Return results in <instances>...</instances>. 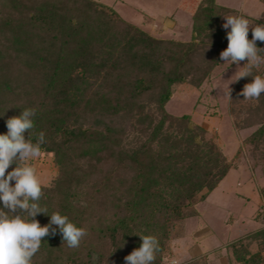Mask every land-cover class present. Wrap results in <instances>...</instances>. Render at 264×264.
I'll return each instance as SVG.
<instances>
[{
	"label": "trees",
	"instance_id": "1",
	"mask_svg": "<svg viewBox=\"0 0 264 264\" xmlns=\"http://www.w3.org/2000/svg\"><path fill=\"white\" fill-rule=\"evenodd\" d=\"M227 15L249 20V39L251 27L264 24V9L254 18L200 0L191 38L176 40L154 36L99 0H0V134L8 118L36 110L32 142L45 133L41 151L53 156L57 172L42 184L49 215L35 219L43 226L59 212L87 230L76 249L58 229L44 237L32 264H93L94 253L97 264H125L139 235L158 239L154 264H162L172 226L195 216L196 198L237 166L189 114L165 109L175 85L198 88L223 62ZM253 74L264 76V65ZM251 82L235 83L231 111L237 127L257 125L245 141L264 160V94L238 95ZM248 237L264 240V227ZM230 247L232 264H264L242 239Z\"/></svg>",
	"mask_w": 264,
	"mask_h": 264
},
{
	"label": "rangeland",
	"instance_id": "2",
	"mask_svg": "<svg viewBox=\"0 0 264 264\" xmlns=\"http://www.w3.org/2000/svg\"><path fill=\"white\" fill-rule=\"evenodd\" d=\"M99 1L112 6L124 19L141 26L154 36L176 40L191 38L192 14L200 2ZM216 2L254 18H258L264 9L261 0ZM223 63L198 88L187 83L175 85L173 96L165 104L166 111L174 116L189 114L190 120L203 127L227 158L236 161L237 166L227 173L205 199L196 198L195 216L172 226L169 249L162 264H184L192 260H196L197 264H232L235 260L230 243L239 239L248 245L251 252L260 250L264 255V240L248 237L264 227V197L261 193L264 187V160L253 155L252 146L245 141L257 125L237 127L235 115L231 111V99L223 95L221 89L231 83L229 79L239 69L235 64ZM244 63L241 62L240 67ZM235 83L230 85L232 90ZM238 150L240 156L234 159ZM29 163L37 169L41 184H50L57 172L53 156L41 151V155Z\"/></svg>",
	"mask_w": 264,
	"mask_h": 264
},
{
	"label": "clouds",
	"instance_id": "3",
	"mask_svg": "<svg viewBox=\"0 0 264 264\" xmlns=\"http://www.w3.org/2000/svg\"><path fill=\"white\" fill-rule=\"evenodd\" d=\"M222 27L227 31L228 45L220 52L223 64H235L236 71L223 91L231 99L230 85L242 78L252 77L238 95L245 100H258L264 94V76L254 75L255 69L264 65V48L257 47V41L264 42V24L251 27L252 38L249 39V20L243 16H223ZM246 61L243 67L241 62ZM216 88H219L217 86ZM36 110L26 108L18 116L6 120L8 131L0 134V264H32L33 257L41 248L42 239L55 236L57 229L63 244L76 249L86 237L87 230L77 227L67 215L53 212L49 223L41 226L35 219L38 214H48L47 207L40 204L43 196L42 184L37 169L29 163L41 155V146L46 143L45 133L38 134L35 143L31 139L34 128L33 117ZM25 133H28L27 139ZM11 165L15 167L8 171ZM14 182V184H13ZM82 206H86L81 202ZM56 226V227H53ZM142 243L129 255L125 264H154L156 253L160 251L159 241L153 235H139ZM93 264L99 256L93 254Z\"/></svg>",
	"mask_w": 264,
	"mask_h": 264
}]
</instances>
